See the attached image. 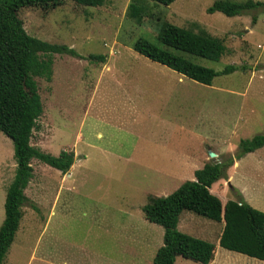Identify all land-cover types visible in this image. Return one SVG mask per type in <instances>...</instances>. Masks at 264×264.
Here are the masks:
<instances>
[{
  "label": "rangeland",
  "instance_id": "rangeland-1",
  "mask_svg": "<svg viewBox=\"0 0 264 264\" xmlns=\"http://www.w3.org/2000/svg\"><path fill=\"white\" fill-rule=\"evenodd\" d=\"M132 1L106 0L95 7L67 0L55 8L20 10L31 35L66 44L83 56L55 54L54 85L36 77L44 112L32 137V144L48 153L69 150L77 157L66 176L33 160L34 176L25 190L29 201L23 206L20 228L3 264H152L163 245L164 227L146 218L143 205L152 193L169 195L189 178L175 175L161 182L148 180L147 161L154 165L164 160L161 149L159 159L147 157L144 165L84 145L81 137L87 140L88 124L83 127L82 116L87 105V112H164L174 119L171 152L163 163L169 169L178 167L170 159L176 160L183 152L194 159L197 168L215 150L224 152L218 157L222 161L235 154L242 140L264 131L263 12L251 10L228 17L207 11L217 0H176L170 5L144 0L150 15L138 22L128 15ZM253 15H259L257 24H253ZM165 22L207 32L227 47L218 61L176 50L193 62L216 71L229 64L249 68L220 74L205 85L135 51L132 46L141 37L162 45L158 34ZM90 54L104 55L105 61L91 59ZM100 70L104 75L96 89ZM112 74L120 83L125 80L126 87L116 83ZM244 120L253 123L243 127ZM218 159L212 157L208 163ZM237 169L232 178L235 186L220 181L224 178L214 183L221 200L237 199L235 187L239 186L254 205L264 206V147L245 157ZM16 172L13 141L0 131V226L5 219L7 188ZM260 207L255 208L264 211ZM179 223L181 231L215 243L212 264L261 262L227 248L218 239L222 224L217 221L185 210ZM175 264L201 263L177 257Z\"/></svg>",
  "mask_w": 264,
  "mask_h": 264
},
{
  "label": "trees",
  "instance_id": "trees-1",
  "mask_svg": "<svg viewBox=\"0 0 264 264\" xmlns=\"http://www.w3.org/2000/svg\"><path fill=\"white\" fill-rule=\"evenodd\" d=\"M67 0H0V131L14 144L17 172L8 186L5 199V219L0 226V264L15 239L23 218V206L29 201L25 190L34 176L33 160L38 159L67 173L75 161L73 151L63 150L53 155L32 144V137L44 108L36 77L48 81L53 77L55 54H69L83 58L66 44L51 43L31 35L25 28L20 10L40 6L43 9L63 5ZM80 5L102 6L106 0H72ZM170 5L176 0H154ZM256 10L264 13V2L248 0L243 3L217 0L207 8L209 13L222 12L234 17ZM144 0H133L128 7L130 18L142 22L149 16ZM259 15H253L255 23ZM162 45L141 37L135 41V51L153 62L164 65L184 76L205 85L215 77L236 70H246L247 65L229 64L222 71L193 62L176 50L218 61L226 53V45L211 34L165 22L158 34ZM91 59L105 61L104 55L90 54ZM264 146V131L251 139L241 141L235 154L217 163H207L196 171L195 180L185 181L166 196L150 195L143 206L146 218L164 227V243L158 249L152 264H175L183 257L201 264H210L216 254L215 243L185 233L179 229L180 216L189 210L225 226L221 242L227 247L264 258V211L247 201L236 190L237 199L225 204L211 191L212 185L224 178L235 160ZM36 209L37 206L32 204Z\"/></svg>",
  "mask_w": 264,
  "mask_h": 264
},
{
  "label": "crops",
  "instance_id": "crops-1",
  "mask_svg": "<svg viewBox=\"0 0 264 264\" xmlns=\"http://www.w3.org/2000/svg\"><path fill=\"white\" fill-rule=\"evenodd\" d=\"M258 20H259V17L257 21L253 24H257ZM259 29L258 28L256 29L255 36H258ZM89 63L91 64V62ZM263 68L264 67H261L260 70H262ZM101 71L102 70H100V73L96 81V89L99 87V85H101V80L104 75V72L102 73ZM55 77H56V74H55L54 65H53V77L51 80L52 85H54ZM112 77H113L112 79L116 83L121 84V85L123 84V86L126 87V82H124L125 80L122 83H120L119 78H116V77L114 78L113 74H112ZM87 111H88V105L86 107V112H84V115L82 116L83 127L86 124H88V128L86 130L88 133L87 140H86V137L84 136L81 137V142L86 143L84 145L86 146L95 145L97 148H101L107 153L113 154L115 157L119 158V160H126L128 162H133V163L142 162L144 165L146 163L147 157H150V156H152L153 158L160 157L158 152H159V149H161V155L163 156L164 160L162 161L156 160L154 165H151L147 161L149 181L161 182L163 180H167V178H177L175 177V175L182 177V178L183 177L189 178L187 180H195L196 178L195 173L197 170L201 168H197L196 166H194L195 164L193 163L194 159L186 152H183L179 158H176V160L172 158L170 159V161L173 164L178 165L176 169H173V168L169 169L166 165H163V163L166 162V159L168 160L169 152H171L169 142L171 141V137L173 136L175 132V128L173 127L174 123L172 121L174 119L167 118L164 112H87ZM172 113L174 114V112ZM240 113L242 114V112ZM252 123H253L252 120H244L243 127H249ZM70 148L72 147L70 146ZM76 148H77L76 144H74L73 149L76 150ZM261 148L253 152L247 153L245 156H243L239 160H235V163L227 171L228 179H224L220 181H224V182L230 183L233 186H235L236 184L234 185L232 183L233 181L232 178L234 177V174L237 173V170H238L237 168L240 167L245 157L246 158L252 157L255 154V152L257 151L260 152ZM130 149L132 150L130 151ZM215 151H216L215 153L217 154L216 159H218V157L224 154V152H221L222 149L220 151L219 150H215ZM76 157L77 155L75 153V159ZM259 158L260 156L256 157L255 159H259ZM211 160H212V156L211 157L206 156L205 159L202 161L203 167ZM152 162H153V159H152ZM217 162H221V159H218ZM74 164L75 163H73L71 168L74 166ZM144 165H143V168H144ZM181 172H185L186 175L183 176ZM67 173H64V175L66 176ZM220 181H218L217 183H219ZM217 183L212 185L211 191L217 196H219L218 192L214 190ZM235 189L238 190V192L243 196L244 200L247 201L250 205H252L253 207H256V206L260 207L258 205H254L251 202L250 198L246 196L242 188H240L239 186H236ZM151 195H154V194L152 193ZM154 196H157V195H154ZM226 202L224 201L223 203L225 204ZM260 208L264 210V206ZM219 223L222 224L219 230L220 234L218 237V239L220 238L221 240V236L224 230L225 223L224 221L219 222ZM229 248L233 249L231 247ZM235 250L238 251L239 253H243V254L245 253L237 249ZM245 254L250 257H253L256 260L258 259L261 260L260 263L251 262L252 264H264V258H259L258 256H254V255L252 256V255H249L248 253H245ZM213 261L210 264H212Z\"/></svg>",
  "mask_w": 264,
  "mask_h": 264
},
{
  "label": "water",
  "instance_id": "water-1",
  "mask_svg": "<svg viewBox=\"0 0 264 264\" xmlns=\"http://www.w3.org/2000/svg\"><path fill=\"white\" fill-rule=\"evenodd\" d=\"M210 156H212V157H216L217 154H216L215 152H210Z\"/></svg>",
  "mask_w": 264,
  "mask_h": 264
}]
</instances>
